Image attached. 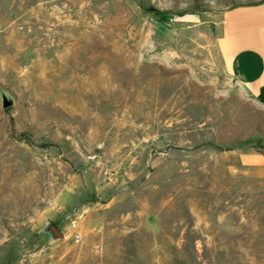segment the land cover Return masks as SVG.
Instances as JSON below:
<instances>
[{"label": "rangeland", "instance_id": "obj_1", "mask_svg": "<svg viewBox=\"0 0 264 264\" xmlns=\"http://www.w3.org/2000/svg\"><path fill=\"white\" fill-rule=\"evenodd\" d=\"M254 1L0 0V264H264V103L218 49Z\"/></svg>", "mask_w": 264, "mask_h": 264}, {"label": "crops", "instance_id": "obj_2", "mask_svg": "<svg viewBox=\"0 0 264 264\" xmlns=\"http://www.w3.org/2000/svg\"><path fill=\"white\" fill-rule=\"evenodd\" d=\"M218 49L227 73L251 96L264 87V0L227 8L220 21ZM247 167L264 169V143L240 154Z\"/></svg>", "mask_w": 264, "mask_h": 264}, {"label": "water", "instance_id": "obj_3", "mask_svg": "<svg viewBox=\"0 0 264 264\" xmlns=\"http://www.w3.org/2000/svg\"><path fill=\"white\" fill-rule=\"evenodd\" d=\"M1 99L3 108H9L10 106H12L13 101L9 96L1 93ZM36 234L42 237H46L48 239V244H52L64 238V235L52 222H46L44 226L36 232Z\"/></svg>", "mask_w": 264, "mask_h": 264}, {"label": "trees", "instance_id": "obj_4", "mask_svg": "<svg viewBox=\"0 0 264 264\" xmlns=\"http://www.w3.org/2000/svg\"><path fill=\"white\" fill-rule=\"evenodd\" d=\"M259 1V0H258ZM256 2V1H254ZM248 3H251V2H247V3H241L239 5H242V4H248ZM257 98L264 103V87L262 88L261 92L259 93V95L257 96Z\"/></svg>", "mask_w": 264, "mask_h": 264}]
</instances>
